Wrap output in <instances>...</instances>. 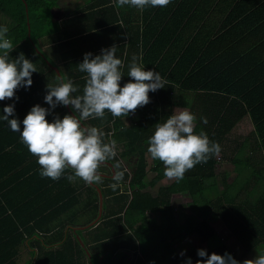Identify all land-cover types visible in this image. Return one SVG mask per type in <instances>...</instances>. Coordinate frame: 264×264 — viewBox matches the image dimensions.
<instances>
[{
	"label": "trees",
	"instance_id": "trees-1",
	"mask_svg": "<svg viewBox=\"0 0 264 264\" xmlns=\"http://www.w3.org/2000/svg\"><path fill=\"white\" fill-rule=\"evenodd\" d=\"M56 1L0 0L1 10H5L2 14L16 19L15 31L9 35L14 43L28 38V28L33 37L54 32L50 8ZM106 1L98 4L111 5L113 24L107 26L122 21L123 40L128 42L124 66L132 62V46L136 62L159 72L167 81L159 102L151 110H138L139 118L129 128L119 117L113 121L105 115L100 120L106 126L111 124L101 129L104 142H124L125 150L115 155L116 160L134 156L133 152L138 156L130 173L133 198L129 209L148 226L145 232L138 228L131 235L139 243L136 249L143 260L133 262V253L127 251L111 252L112 256L106 252V247L121 239L108 241L116 231L97 234L92 249L71 234L67 223L80 212L83 201L81 188L66 179L70 169L56 181L41 178L37 158L21 143L20 134L1 124L0 264H17L22 245L30 251L26 264H186L188 258L196 264L201 259L198 249L209 255L228 253L242 264L244 256L264 252V0H171L166 7L142 11L127 5L116 8V0ZM178 106L195 115L197 134L204 131L210 141L219 143V155L227 154L225 136L240 120L247 117L254 130L227 158L233 166V179L227 172L216 173V155L186 172L183 180H173L160 189V195L152 200L143 192L147 187L146 142L155 125L165 122ZM65 114L71 115L64 108ZM116 160L112 165L115 173L120 168ZM156 161L152 184L164 176L162 162ZM104 179L107 186L115 181ZM86 189L93 196H88L85 206L97 208V191ZM107 189L113 197L118 193L117 188ZM183 194L189 197L183 205L188 215L179 223L170 198ZM148 211L160 212L162 221L147 222ZM106 214L115 213L108 210ZM112 217L104 225L115 221ZM215 226H222L226 233L217 232ZM153 230L158 232L153 234L159 245L157 253L148 244L141 246ZM194 235L202 244L190 248L178 244Z\"/></svg>",
	"mask_w": 264,
	"mask_h": 264
},
{
	"label": "clouds",
	"instance_id": "clouds-1",
	"mask_svg": "<svg viewBox=\"0 0 264 264\" xmlns=\"http://www.w3.org/2000/svg\"><path fill=\"white\" fill-rule=\"evenodd\" d=\"M171 0H116L115 7H166ZM122 23V21H121ZM9 29L0 26V101L15 99L20 88H29L32 73L37 72L34 64L21 53L13 60L10 52L14 51L13 42L7 37ZM117 48L102 49L101 54L92 57L86 53L82 63L77 67L84 73L85 84L82 95L71 80L57 76L59 83L47 85L44 102L50 109L57 105L71 106L77 115L65 114L56 117L51 123L46 116L49 109L39 105L33 106L22 121L14 117V106L3 108V119L13 132L20 134L21 143L28 152L36 157L40 166L41 178L59 180L67 170L72 174L66 179L75 182L82 180L85 184L101 182L99 168L116 155V141L104 142L105 133L95 126H86L82 121L103 119L106 111L113 117H127L138 108L150 103L149 93L165 88L167 83L159 72L145 71L144 67L133 57L128 65L127 76L131 81L120 86L124 76L121 69L123 62L116 57ZM207 123L206 118H201ZM21 123L23 130L21 131ZM196 117L188 108H177L165 122L157 123L153 135L147 140V153L153 160L162 162L163 175L168 180L177 182L184 179L185 173L196 165L206 163L213 156L219 155V143L210 141L204 131L195 132ZM123 178L122 172H116L113 179L117 182ZM117 184L111 185L113 190ZM184 253H181L183 256ZM201 259L196 264H238L228 253L223 256L208 254L203 249L197 250ZM206 258V259H205ZM186 264H192L191 259ZM242 264H264V252L254 259H246Z\"/></svg>",
	"mask_w": 264,
	"mask_h": 264
},
{
	"label": "crops",
	"instance_id": "crops-1",
	"mask_svg": "<svg viewBox=\"0 0 264 264\" xmlns=\"http://www.w3.org/2000/svg\"><path fill=\"white\" fill-rule=\"evenodd\" d=\"M99 1L100 0H57L50 10V24L55 27V31L50 34H44L43 36L33 37L30 35L28 28V38L16 43H14L13 38H10L9 36L11 32L15 31L16 19L13 17L11 18L10 16H5L8 21L7 23H3L2 12L4 13L5 10H1L0 7V26L7 27L9 29L7 37L12 40L15 48V50L9 54L10 59L15 60L19 54L23 53L25 58L30 60L37 70V72L32 73V84L29 88L25 89L22 87L18 89L15 93V99L0 101V116L4 115V107L13 105L15 116L9 117V119L16 118L22 121L33 106L39 105L49 109V115L46 116L48 122L53 121V119L59 115V118L62 119L63 110L64 108L66 109V106L57 105L55 109H50L49 105L44 102V97L47 94L46 86L59 83L57 76L64 77L66 80H71L74 86L78 87V92L73 95H82L85 84V74L81 73L77 66L82 63L83 57L86 53H91L92 57H95L101 54L102 49H109L112 46H115L117 48L116 57L121 59L124 65L128 42L127 39L123 40L122 23L119 20L113 26H107L109 24H113L111 23L113 14L112 11L108 9L111 5L110 3L105 4V2L104 5H102V3L98 4ZM108 1L113 0H107L106 2ZM94 4H98L99 6L95 7ZM117 26H120V29L115 28ZM129 53L133 59V57H135V48L132 46L129 47ZM128 70V67L125 66L121 69L124 74L120 81L121 87H123L125 83L134 82L127 76ZM144 70L149 71L151 69L144 67ZM165 88L159 89L156 92H150L148 94L150 99L149 104L138 108L134 113H130L127 117H119L125 127L129 128L132 126L134 121L139 118L138 110L145 107L151 110L155 102H159L161 97L160 93L164 92ZM74 114L77 115L75 112ZM105 115L107 117L109 116L113 121L118 118L113 117L107 111ZM100 120L101 119L90 118L87 121H82V123L86 126H95L100 130L103 127H108V125L111 126V124L106 126L105 123H100ZM1 124L8 125L3 119H0V125ZM236 125H238V123H236ZM123 144L124 142L119 145L117 144L118 146L116 145V155H118L117 151H120V154L125 150V145ZM131 155L134 156H132V158H126V161H128V159H135V166L138 156L136 157L134 152ZM115 160L116 158L108 160L99 168V171L102 172H99L101 182L90 185L85 184V182L80 179L72 182L81 188V199L83 202L79 205L80 212H78L73 221H69L67 223L66 228L71 234L78 237L79 240L82 239L86 246L90 247L89 249L94 247V237H96L97 234L99 235L101 233L106 236L109 233H112L111 230L116 231L115 233L117 235L110 237L108 241L114 239L116 242L119 237L121 239L119 238L120 240H118L114 246H111L109 251H127L130 253H138L136 243L137 245H139V243L137 239L131 237V235L133 232H138V228L144 229L145 232L148 226L146 224H141V220L137 218L136 214L131 209H129L133 198L132 190L129 186V180L131 176L130 173L134 166L129 171L127 169V162L124 164V162H122V158H120V160H116L119 163H116L117 166L119 165L123 170V178L119 182L114 181L112 183L114 184L116 182L118 185L116 187L118 193L113 197L107 193V188L111 184L108 186L106 185L104 175H106L105 173L111 174L109 169L114 171L112 165ZM123 160H125V158ZM144 160L146 163L147 175L145 181L147 183V187L143 190V192L148 193L150 198L153 200L160 195V189L166 188L172 184V180H168L163 176L156 184H152V178L156 175L152 168L157 165V161L151 159L148 153L144 154ZM71 174L72 172L70 170L68 175ZM87 187L97 191V208H93V205L88 208L85 206V202L88 198H92L93 196L92 194L88 195L86 189ZM102 191L104 197H102ZM170 202L172 204V196L170 198ZM93 204H95V202ZM108 210H113L115 214H106ZM110 216H113L112 218L115 221H113L109 226L104 225V221ZM162 217L163 216L160 212H146V218L148 219V221L146 220L147 222L151 221L159 224L162 221ZM127 221L129 224H127ZM133 221L135 224L131 228L130 224ZM77 234L79 236H77ZM96 251L97 249H93V252ZM107 251L108 250L106 249V252ZM29 252V248L22 245L19 248L17 264H26V262L31 259ZM139 260L142 261L143 257H140ZM83 262L85 263V260Z\"/></svg>",
	"mask_w": 264,
	"mask_h": 264
},
{
	"label": "rangeland",
	"instance_id": "rangeland-1",
	"mask_svg": "<svg viewBox=\"0 0 264 264\" xmlns=\"http://www.w3.org/2000/svg\"><path fill=\"white\" fill-rule=\"evenodd\" d=\"M46 3L49 4V3H51V1H47ZM43 9H45V8H43ZM47 13H49L48 10H47ZM5 16H10V15L7 14V13H6V15L2 14V19H3L2 22L3 23H7V21H8V19L5 18ZM177 108H184V106L175 107V110ZM253 130L254 129L252 127V124H251L250 120L247 117H245L244 119L239 121L238 125H236L232 129V131H230L225 136V144H224V146H225V149L227 148L226 152H227L228 155L223 153V155L220 154V155L216 156V161H217L216 173L219 176L223 172H227V174L230 175L229 178L233 179V177H234L233 170H232L233 166H232V164H230V162L227 160V158L231 157V155L237 149L238 145L243 140V138L251 136V133H252ZM117 152L119 154L120 151H117ZM245 156H246V152L243 153V157L244 158H245ZM129 158H132V156H129ZM122 162H124V164L127 162V169L130 171L131 168L134 166L135 159H131V160L128 159V161H126V159L125 160L122 159ZM188 201H189V197L184 196V194L183 195L172 196V204H173V206L175 208L176 215L178 216L177 219H178L179 223L181 221H183V219H184V217L186 215H188V210L183 206ZM215 228H216L217 232L226 233L225 229L222 226H215ZM153 234L154 235H158V232L156 230L151 231L150 238L148 240L142 242L141 246L144 247V246H147V244H148V245L151 246V251L155 250V253H157V252H160L158 250V248H159L158 246L159 245L156 243L155 238L153 237ZM148 237H149V235H148ZM182 240H180L178 242V244H182L183 246H186L187 248L194 247L196 245H200L201 244L200 238L197 237L196 235L187 237L186 239L183 240V242H182ZM135 242H136V240H135ZM136 246L138 247L137 243H136ZM180 247H181V245H180ZM102 248H101V250H102ZM110 248L111 247H106V249L108 250L107 252L110 254V256H112L111 255L112 254L111 251H109ZM104 254L107 255V253H104ZM132 255L134 256L133 261L134 262H138V260L140 259V256L138 255V253L135 252ZM256 255L257 254H255V253H251V254H249L247 256H244V259L242 260V262L244 260H246V259H254L256 257Z\"/></svg>",
	"mask_w": 264,
	"mask_h": 264
},
{
	"label": "flooded vegetation",
	"instance_id": "flooded-vegetation-1",
	"mask_svg": "<svg viewBox=\"0 0 264 264\" xmlns=\"http://www.w3.org/2000/svg\"><path fill=\"white\" fill-rule=\"evenodd\" d=\"M110 168V167H109ZM110 171H111V174L110 173H105L106 175H104V177L106 178V179H112L113 177H114V174H115V172L114 171H112L111 169H109ZM100 172V171H99ZM117 172H123V170L122 169H119V170H117ZM100 173H102V172H100ZM111 185H113V184H111ZM111 185H109V186H111Z\"/></svg>",
	"mask_w": 264,
	"mask_h": 264
},
{
	"label": "water",
	"instance_id": "water-1",
	"mask_svg": "<svg viewBox=\"0 0 264 264\" xmlns=\"http://www.w3.org/2000/svg\"><path fill=\"white\" fill-rule=\"evenodd\" d=\"M66 109L68 110V112H69L71 115H75L74 112L72 111V109L70 108V106H66Z\"/></svg>",
	"mask_w": 264,
	"mask_h": 264
}]
</instances>
